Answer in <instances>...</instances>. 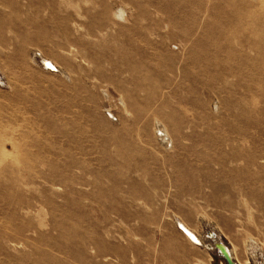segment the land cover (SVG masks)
<instances>
[{
	"label": "rangeland",
	"instance_id": "1",
	"mask_svg": "<svg viewBox=\"0 0 264 264\" xmlns=\"http://www.w3.org/2000/svg\"><path fill=\"white\" fill-rule=\"evenodd\" d=\"M252 2L0 0V264H225L211 232L264 264ZM230 3L255 21L245 47L221 30Z\"/></svg>",
	"mask_w": 264,
	"mask_h": 264
},
{
	"label": "bare ground",
	"instance_id": "2",
	"mask_svg": "<svg viewBox=\"0 0 264 264\" xmlns=\"http://www.w3.org/2000/svg\"><path fill=\"white\" fill-rule=\"evenodd\" d=\"M252 1H254L252 3H256V2L259 3V2H263L264 0H252ZM258 3H257V5H260ZM235 7H236V5L235 4H231V3L228 6H224V10L222 11V14H221V12H219V14H221V19H220L219 22H220V27H221L222 32H226L227 34H232V37H234L236 40H238V43L241 44L242 41H244V37H245L244 31H245V29L248 30L249 32H251L254 29V27H256V24L254 22L256 20H258L259 23L262 22V21H264V15H261L260 17H256V19H254L255 21L252 22V24H249L248 28H246L244 26V16L243 15H239L238 13L232 14V10L231 9H233ZM261 8H262V5H261ZM122 10H124V9H122ZM240 31H242L241 34H239ZM226 40H228L227 37H226ZM209 45H210V49H206V61L207 60L209 61V64L208 65H210V68H211V66H213V58L216 57V56H218L217 53L218 52L221 53V50L223 51V49H222V47L221 48H219V47H214L213 48V47H211V44H209ZM242 46L245 47L246 45H244L242 43ZM44 60H47L48 62H51L54 65V67H56V69L58 70V68H59L58 65L56 63H54L52 60L51 61H50V59H44ZM44 69L52 72L49 69H46V68H44ZM57 72H53V73H57ZM209 72H210V69H209ZM0 84L6 85L5 77L3 76V74L1 73V71H0ZM165 135H166V132H165ZM176 224H177V229L180 231V233L182 234V236L187 240V242L190 245H192L194 247H199L200 245H202L201 239H199L196 236L195 231L191 227H189L184 221H181V223H176ZM179 227L182 228L185 233H183V231H181L179 229ZM211 235H216V234L214 232H211ZM207 249L210 251L211 249H213V246L212 247L209 246V247H207ZM228 251H229L230 256L232 257L233 261L236 264H239V262L235 258L236 256L234 255V252L232 250H230L229 248H228Z\"/></svg>",
	"mask_w": 264,
	"mask_h": 264
},
{
	"label": "water",
	"instance_id": "3",
	"mask_svg": "<svg viewBox=\"0 0 264 264\" xmlns=\"http://www.w3.org/2000/svg\"><path fill=\"white\" fill-rule=\"evenodd\" d=\"M41 65L44 68L51 70L52 72L58 71L56 67H54V65L51 62H48L47 60L42 59ZM1 85L2 84H0V86ZM179 229L183 231V233H185L182 228L179 227ZM208 234H209L210 239H212L213 248L217 251L219 258H221L225 264H236L233 261L232 257L230 256V253L226 245L218 237H216V235H211V233H208Z\"/></svg>",
	"mask_w": 264,
	"mask_h": 264
}]
</instances>
